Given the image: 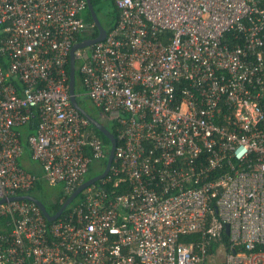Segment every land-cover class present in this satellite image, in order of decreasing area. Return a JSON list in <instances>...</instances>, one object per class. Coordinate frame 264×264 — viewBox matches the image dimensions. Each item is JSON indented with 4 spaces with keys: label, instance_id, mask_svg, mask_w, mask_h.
I'll list each match as a JSON object with an SVG mask.
<instances>
[{
    "label": "built area",
    "instance_id": "built-area-1",
    "mask_svg": "<svg viewBox=\"0 0 264 264\" xmlns=\"http://www.w3.org/2000/svg\"><path fill=\"white\" fill-rule=\"evenodd\" d=\"M114 2L116 24L76 60L128 189L91 185L50 224L32 201L0 203V264H264V0ZM86 7L0 0V199L38 180L72 192L105 157L68 93ZM24 144L41 174L20 165Z\"/></svg>",
    "mask_w": 264,
    "mask_h": 264
},
{
    "label": "trees",
    "instance_id": "trees-1",
    "mask_svg": "<svg viewBox=\"0 0 264 264\" xmlns=\"http://www.w3.org/2000/svg\"><path fill=\"white\" fill-rule=\"evenodd\" d=\"M91 2H92L94 10L96 11L97 16H98L102 26L108 31L109 29H111L116 24V22L118 20V17H119V11L116 8L114 0H110V5H109L110 6V11L107 12L105 15L101 14V8H102L100 6L101 0H91ZM85 11H86V13H84V15H83L84 21L87 22L88 24H93V21H92V19L90 17V13H89L87 7H86ZM97 33H98L97 28L94 25V27L92 28V31L90 33L80 35L77 38V41H81V40H83L84 38H87V37L94 38V37L97 36ZM66 72L69 75V61L66 64ZM76 80L80 81V74H79L78 70H76ZM76 99H77L79 105L87 111V109L85 107V104H84V99L81 98V97H78L77 95H76ZM93 117H95L102 124H104L105 127L114 135V137L117 138L116 125H115V123L112 120L108 119L107 117H102L101 114H100V111H99V115L98 116H93ZM88 128L97 137H99L102 140V143H103L104 149H105V157L102 159L101 166H100L98 171L93 172V170H92L93 167L91 165L92 163L89 165L88 171L85 174V176L83 177V181H85V180H87V179H89V178H91V177H93V176H95V175H97V174H99V173H101L103 171V169L105 168L107 155H108V151H109V147H110L109 140L99 130H97L91 124L88 125ZM27 130H28V132L32 130L31 125L27 126ZM25 147L26 146H24V148ZM112 165L115 166L116 162H113ZM29 171L35 173V171H32V170H29ZM121 175L122 174H120V176ZM116 179H117V176L113 175L112 171H110L108 177H106L105 179L97 181L91 187H103L106 190L115 189L116 193H120V192L126 191L128 189V187H127V185L125 183H119L117 186L114 187V182L116 181ZM40 183H41V180H38L34 184V186L29 191H27V194H31L34 197L38 198L45 205L47 212L49 214H54L59 209V207L62 205L64 200L68 197V195L71 192H66L64 190V188L62 187V190L58 193V195H55L52 199H45L43 196L37 195L35 193L37 188H39ZM85 190H83L75 198V200L65 209V211L61 214L60 218H62L75 204H77L82 199V197H83V195L85 193ZM6 220H7L6 218L0 219V228H1V226H5ZM48 224H50V223L48 222ZM0 232H1V229H0ZM198 238H199V236L197 234L182 235L180 237L181 241H185V242L192 241V240H198ZM226 240H227L226 236H223L222 241H226ZM216 246H217L216 242H211L208 245L209 252H213V250L215 249Z\"/></svg>",
    "mask_w": 264,
    "mask_h": 264
},
{
    "label": "water",
    "instance_id": "water-1",
    "mask_svg": "<svg viewBox=\"0 0 264 264\" xmlns=\"http://www.w3.org/2000/svg\"><path fill=\"white\" fill-rule=\"evenodd\" d=\"M87 9L90 13V17L94 23V25L97 28V36L94 38H86L81 41L75 42L69 52V78H68V93H69V100L71 105L77 109L83 116L86 117V119L89 121V123L94 126L97 130H99L110 142V147L107 155V160L105 164V168L103 171L85 181L80 183L64 200L62 205L59 207V209L54 214H49L46 210L45 205L36 197H34L31 194H21L16 195L8 198H2L0 199V203L5 202L6 200H28L34 202L40 209L41 213L45 217V219L48 222H52L59 218L61 214L65 211V209L74 201V199L86 188L90 187L91 185L95 184L97 181L102 180L106 178L110 172L112 163L114 161V153L116 148V138L114 135L105 127L104 124H102L98 119L93 117L90 113H88L84 108H82L77 99H76V93H75V83H76V58L77 54L76 52L80 50L81 48L91 46L95 42H98L102 40L106 35V29L102 26L96 11L94 10V7L92 5L91 0H85ZM226 232H228V227L226 228Z\"/></svg>",
    "mask_w": 264,
    "mask_h": 264
},
{
    "label": "rangeland",
    "instance_id": "rangeland-1",
    "mask_svg": "<svg viewBox=\"0 0 264 264\" xmlns=\"http://www.w3.org/2000/svg\"><path fill=\"white\" fill-rule=\"evenodd\" d=\"M110 0H101L100 6L101 8V14L105 15L107 12L110 11ZM84 13H86V11L84 10L82 15H84ZM81 52L84 53H89L91 50V47L87 46L84 48L80 49ZM80 63V60H76V70H78V65ZM75 93L78 97H81L84 99V104L85 107L87 109V112L92 114L93 116H98L99 115V111L98 109L91 103V101L89 100V98L83 94L84 93V87L81 84V82L79 80H76L75 83ZM23 155V153H22ZM19 158V163L22 167H24L26 170H32V168H30L29 164V160H26L25 158L23 159V157ZM34 162V164L37 165V168L39 167V164L37 162H35L34 160H31ZM101 161H93L92 162V167H93V172H96L99 170L100 166H101ZM42 173V172H41ZM63 184L62 183H55V184H49L47 182H45L44 180H41L40 186L39 188H37V190L35 191V193L37 195L43 196L45 199H52L55 195H58V193L62 190ZM75 200V199H74ZM223 261V257L220 256L216 259V262L218 264H221V262Z\"/></svg>",
    "mask_w": 264,
    "mask_h": 264
},
{
    "label": "crops",
    "instance_id": "crops-1",
    "mask_svg": "<svg viewBox=\"0 0 264 264\" xmlns=\"http://www.w3.org/2000/svg\"><path fill=\"white\" fill-rule=\"evenodd\" d=\"M21 131H22V134H23V136L25 138V136H26V134L28 132L27 127L22 128ZM24 146H26V147L24 148V151H23V155H22L23 159L25 158L26 160H29V164L28 165L30 166V168H32V171H35V173L41 174V168H37V165L34 164L33 161H31L32 159L30 157V150H29V148L27 147L26 144H24Z\"/></svg>",
    "mask_w": 264,
    "mask_h": 264
}]
</instances>
